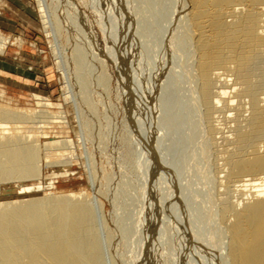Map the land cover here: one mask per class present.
Listing matches in <instances>:
<instances>
[{
	"label": "bare ground",
	"instance_id": "1",
	"mask_svg": "<svg viewBox=\"0 0 264 264\" xmlns=\"http://www.w3.org/2000/svg\"><path fill=\"white\" fill-rule=\"evenodd\" d=\"M36 2L45 30L66 24L73 41L53 49L94 150L111 122L96 117L93 88L122 102L139 185L100 193L86 152L92 192H53L76 174L75 141L46 130L69 122L63 104L33 93L34 112L0 105V264H264V0ZM24 44L0 30V55ZM10 189L45 194L13 200ZM128 194L136 215L146 209L137 236L121 213Z\"/></svg>",
	"mask_w": 264,
	"mask_h": 264
},
{
	"label": "rangeland",
	"instance_id": "2",
	"mask_svg": "<svg viewBox=\"0 0 264 264\" xmlns=\"http://www.w3.org/2000/svg\"><path fill=\"white\" fill-rule=\"evenodd\" d=\"M5 1L7 5H4V8L2 9L4 17H0V30L2 33L9 36L13 34L20 35L25 43H33L34 47H30L27 44H24V46L20 48L8 45L4 55H0V91H4L2 97L0 96V105H7L10 108H17L18 110L21 109L26 112H34L38 109V107L35 103L36 100L32 97L33 93L45 96L54 102L62 103L63 108L61 110L64 111L62 114L66 116L69 122L51 123L49 125L50 127L46 128V130L50 132L51 135L58 134L64 137L72 138L75 141L74 146H76V148L74 147V149L76 150L75 153L77 154V157L72 158V165L75 168L76 174L64 180L63 178H60V180L57 179L58 182H56L52 191L57 193L63 191L82 190L86 193L92 192L90 187L89 170L85 168V164L87 163V159L85 157L86 152H92L94 154L96 152L94 155L95 163L98 165L97 167L99 171H103V173L98 174V179H96V183L100 188V193L105 191L106 194L108 192L112 180H114V183L122 180L125 183L128 182L130 184L139 185L137 175H132V164L125 160L123 146L121 145L120 136L126 129L120 123L123 115L122 109L124 110L122 102L114 94H110V97H107L105 93L101 95L102 90L100 87H96L97 90H95V87V89L93 88L94 91L92 93V98L94 99V103L98 105L97 108L99 107L98 109L100 110H98L100 118L99 116L96 117H98L104 126L108 121L111 122V127L108 126V128L106 126V129V127L103 126L105 133L106 130H108L106 135L111 132L109 133L110 135L108 134L110 137L107 135L108 138H106L107 141L105 142V151H98V149L96 151L94 150V146L97 145V140L94 143V141L91 140V137L88 136V138L86 136V124L81 116L80 109L75 105V102L70 99V97H67V93L65 92L67 91L65 73L67 72L64 71L57 63V58L53 49V43L55 42H60L62 48L65 50L69 48L71 49L73 45L71 42L73 41L70 40V34H68L66 27H64L66 24L62 25L59 33H57L56 30L54 31V34L56 35L54 37L52 30H45L43 27L39 17V8L36 0ZM73 38L74 37H72V39ZM97 91L101 93L99 94ZM69 93L71 95V91H69ZM102 96L105 98L104 102ZM111 96L113 97L111 98ZM107 98L113 99V102L112 100L110 102L109 99L110 103H107ZM97 103H102V106ZM107 104L110 105L107 106ZM104 106H106L107 109ZM103 107L106 111H109L104 112ZM57 110L58 109H53L52 111L53 113H59ZM85 111L87 114V109ZM103 112L108 115L103 114ZM101 113L103 116L100 115ZM96 117L94 115V122L99 123L97 122L99 120L96 121ZM103 117H107V121ZM21 130L33 132L38 131L39 128L33 125H25L22 126ZM44 163L45 162L43 160L41 162L42 172L45 175L46 168ZM34 183L38 184L39 181L31 179L18 182L17 184L32 185ZM112 185L114 184L112 183ZM194 186L195 185L192 186L193 189H195V187L198 188V185ZM200 188L201 187H199V189ZM7 192L10 193L9 196H11L13 200H18L23 197L28 198V196L38 197L45 194V192L40 189H26L24 191H14L10 189V191L8 190ZM107 194H110V192ZM134 195L128 194L126 196L125 203L123 202V204H126L125 206L129 207L128 209L121 211V213L125 220V227L133 228V226H135L136 232L134 233V236H137L138 234H141L143 229L146 227V209L141 207L142 212L139 215H136L134 207L130 206L134 199ZM105 203L108 205V201H105ZM153 264H155V261H153Z\"/></svg>",
	"mask_w": 264,
	"mask_h": 264
}]
</instances>
